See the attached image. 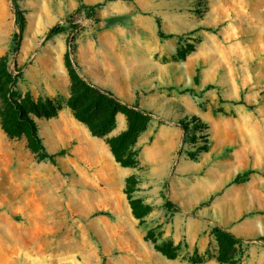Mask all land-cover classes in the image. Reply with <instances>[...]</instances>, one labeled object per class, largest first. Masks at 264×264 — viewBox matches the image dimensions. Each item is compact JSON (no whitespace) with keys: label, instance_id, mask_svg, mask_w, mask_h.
I'll return each instance as SVG.
<instances>
[{"label":"rangeland","instance_id":"1","mask_svg":"<svg viewBox=\"0 0 264 264\" xmlns=\"http://www.w3.org/2000/svg\"><path fill=\"white\" fill-rule=\"evenodd\" d=\"M18 2L27 16L31 5L25 8L23 0ZM37 2L55 12L53 26L75 12L62 16L75 4L98 5L92 22L65 24L60 32L65 55L81 31L112 29L119 19L131 34L150 37L153 70L162 71V87L199 100L201 109L211 111L218 119L216 143L223 140L224 145H211L209 124L208 134L184 138L186 145L179 151L185 154V167L179 152L164 173L130 166L138 188L133 198L151 206L139 218L125 192L126 180L124 184L113 180L117 165L106 163L109 173L102 172L100 165L72 153L75 141L66 145L51 141L42 127L50 126V117L31 111L54 150L44 140L47 149L65 152L57 154L56 162L40 160L24 134L9 138L8 146L0 148V264H221L217 225L246 239L238 264H264V141L260 152L249 150L247 156L241 133L242 115L248 112L260 118L258 132L264 138V111L258 109L264 108V0ZM113 5L127 11L105 15ZM6 15L0 7L3 20ZM17 30L16 26L8 43L0 41V49L8 45L6 52L12 50ZM17 55L18 51L10 54V68L19 67ZM28 92L35 101L49 97H37L22 77L14 97L21 101ZM247 93L254 94L256 102L248 103ZM51 99L58 115L68 106L63 92ZM247 171L246 177L232 182ZM164 193L183 209L167 210ZM165 243L178 247L174 258L158 248ZM196 255L203 261L192 262Z\"/></svg>","mask_w":264,"mask_h":264},{"label":"crops","instance_id":"2","mask_svg":"<svg viewBox=\"0 0 264 264\" xmlns=\"http://www.w3.org/2000/svg\"><path fill=\"white\" fill-rule=\"evenodd\" d=\"M27 11V25L24 30L20 49L17 55V66L22 68L24 84L39 96L56 98L58 92H63L67 99L71 93L72 80L65 65V50L61 43L62 35L47 38L48 29L55 24L56 16L51 7L37 0H23ZM92 4L91 2H86ZM0 7L7 10L6 20L0 16V41H10L16 28V17L12 0H0ZM75 4L71 11L77 9ZM104 11V10H103ZM127 9L113 5L105 9L104 14L114 16L124 14ZM99 13V12H98ZM97 15V10H96ZM121 19L112 29L96 31L86 29L75 36L74 62L78 65L81 76L93 85L115 93L122 100L138 104L140 108L152 112V119L147 129L138 138L140 147L138 165L150 172H166L170 170L177 152L183 153L181 167H185L186 157L180 152L186 136L184 128L178 124L179 118L187 113L196 114L211 125L213 142L211 145L219 148L224 145L216 143L217 117L211 111L201 109L199 100L178 94L162 87L164 76L159 68L153 70V46L147 35L131 34ZM9 46L0 49V57L6 53ZM248 103L256 102L254 94L247 93ZM264 111V108L258 106ZM59 123V124H58ZM260 118L247 114L242 115L241 133L242 149L247 156L252 152H260L264 138L259 134ZM128 126L124 113L116 115V124L110 132L115 136L126 130ZM50 140L54 138L61 145L75 141L71 151L73 154L88 159L94 165H100L102 172H107L106 163L117 165L113 180L125 182L133 174L134 168L122 166L112 153L105 137L93 135L87 125L79 121L69 106L61 110L57 117H50V126H42ZM52 131L51 133L49 132ZM41 136L48 145L46 136L39 127ZM210 135V136H211ZM52 136V138H51ZM10 137L2 129L0 119V148L8 146ZM250 139V140H249ZM227 142L226 138L224 139ZM54 150L53 148L49 147ZM111 177V176H110Z\"/></svg>","mask_w":264,"mask_h":264},{"label":"trees","instance_id":"3","mask_svg":"<svg viewBox=\"0 0 264 264\" xmlns=\"http://www.w3.org/2000/svg\"><path fill=\"white\" fill-rule=\"evenodd\" d=\"M12 5L18 30L14 34L15 44L12 50L0 57L1 126L10 138H20L23 134L26 135L29 147L37 154L40 160L49 159L56 162L57 154H63L65 149L59 153H51L44 144L38 123L29 113L32 111L38 117L57 116L58 106L49 97H40L35 101L29 92L21 101L14 97L18 82L23 77V71L18 67L16 68L18 73L15 74L10 68L9 59L12 52L19 51L28 19L18 0H12ZM97 6L81 3L75 12L70 13L68 16L73 18L75 13H79L84 9L87 10L89 15L96 16ZM68 24H73V20L69 19ZM64 26L61 24L53 26L49 30L47 38L49 39L62 32L65 29ZM159 33L161 36H165L161 30H159ZM74 50L72 43L71 51L65 55L66 67L72 80L71 93L67 99V105L72 109L74 116L87 125L93 135L106 138V142L110 145L118 163L122 166L138 165L140 147L137 146V141L140 134L147 129L152 119V112L140 108L138 104L128 103L112 91L93 85L85 80L77 69L78 65L71 58L70 54H73ZM119 112L124 113L127 117V129L118 135L108 137L107 134L114 128L116 115ZM180 123L185 129L186 138L208 134L207 128L209 127V122L204 121L196 114L187 113ZM193 130L194 132L190 134V131ZM248 173L249 171L238 174L232 182H238L243 177H246ZM136 189H138L136 186V175L132 174L126 178L125 192L128 193L130 198L133 213L135 216L141 218L150 211L151 206L144 204L138 198H133L132 192ZM163 197L165 200L164 206L167 210L180 211L183 209L182 205L169 199L167 194L164 193ZM99 214L108 213L101 211ZM214 231L219 242L217 260L221 264H238V253L242 250L246 239L220 225L215 226ZM261 239L264 240V237H261ZM158 248L168 257L174 258L176 256L174 249L178 247H172L170 243H165L163 246H158ZM191 260L194 263H200L203 261V258L196 255Z\"/></svg>","mask_w":264,"mask_h":264},{"label":"built area","instance_id":"4","mask_svg":"<svg viewBox=\"0 0 264 264\" xmlns=\"http://www.w3.org/2000/svg\"><path fill=\"white\" fill-rule=\"evenodd\" d=\"M71 19L73 20L74 24H78V25H85L86 22H92L93 21V17L92 15H89L87 13V10H81V12L79 13H75L73 18H70L69 16L62 18L61 20H59V23L61 25H65L68 24V20ZM11 70L16 74L18 73V70L16 68H11Z\"/></svg>","mask_w":264,"mask_h":264}]
</instances>
